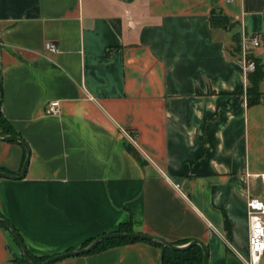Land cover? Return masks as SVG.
<instances>
[{"label": "crops", "instance_id": "1", "mask_svg": "<svg viewBox=\"0 0 264 264\" xmlns=\"http://www.w3.org/2000/svg\"><path fill=\"white\" fill-rule=\"evenodd\" d=\"M214 9L237 27L214 29ZM259 72L264 0H0L1 116L30 151L23 178H0V217L33 264L127 225L197 241L208 264H249L248 202L264 195ZM26 159L0 140V172L19 176ZM0 264H27L3 224ZM52 264L163 262L136 241Z\"/></svg>", "mask_w": 264, "mask_h": 264}, {"label": "trees", "instance_id": "2", "mask_svg": "<svg viewBox=\"0 0 264 264\" xmlns=\"http://www.w3.org/2000/svg\"><path fill=\"white\" fill-rule=\"evenodd\" d=\"M210 22H211V25L214 29H217V28L227 29L228 31L235 29L238 25L237 23H233L231 21V19L224 16L222 13H218L217 11H215V9L213 10V12L210 16ZM227 51L232 56H239L241 54V36L239 33H236L233 36L232 45ZM247 60L250 61V59H247ZM257 67H258V65L256 62V69H257ZM263 77H264L263 72H259V73H256L255 78H252V79L257 81ZM252 94H254V96H253V98L249 99V101H248L249 107L255 106V105L259 104V102H260L259 93L254 91V92H252ZM0 136H2V137H9V136L18 137L17 133L14 131V129L11 127V125L6 123V121L2 118V116H0ZM0 218H2V217H0ZM118 233H133V232L131 231L130 226L127 225V226L121 227V229ZM94 240H91V241L85 243L82 248L89 246ZM136 241H142V240L119 239V240L105 241L101 245H99L95 250H93L91 253L103 251L105 249H108V248L116 246V245L130 243V242H136ZM144 242L153 244V245H155L161 249L163 264H203V262H204V250H203L202 246H200V245L192 246L186 251H174V250H171L167 247L161 246V245L153 243V242H148V241H144ZM172 244H174V243H172ZM174 245H177V244H174Z\"/></svg>", "mask_w": 264, "mask_h": 264}, {"label": "water", "instance_id": "3", "mask_svg": "<svg viewBox=\"0 0 264 264\" xmlns=\"http://www.w3.org/2000/svg\"><path fill=\"white\" fill-rule=\"evenodd\" d=\"M0 116H1V103H0ZM0 140H4V141H8V142H20L27 148V159L25 161L21 175L16 176V175H12L9 173L0 172V178L14 179V180L23 178L26 174V170L28 168L29 158H30V151H29L26 143L22 139H20L19 137H16V136H9V137H4V138L0 137ZM0 224H3L4 226H6L10 230V232L12 233L13 237L17 240V242L19 243V245L21 247L22 254H23L24 259L27 262V264H33L31 259H30L29 254L27 252L26 247L24 246L22 240L20 239V237H19L17 231L14 229V227L7 220H5L3 218H0ZM119 239H132V240H142V241L153 242V243L167 247V248L174 250V251H186L192 246L201 245L197 241H193L185 247H180V246L174 245L172 243H169L165 240L158 239V238L148 236V235H142V234H137V233H114V234H108V235L100 236V237L96 238L89 246H87L85 248L50 258L46 262H44L43 264H52L54 262L60 261V260L65 259V258L86 255V254L91 253L93 250H95L99 245H101L105 241L119 240ZM201 246L204 250V262H203V264H208V259H209L208 252L203 245H201Z\"/></svg>", "mask_w": 264, "mask_h": 264}, {"label": "built area", "instance_id": "4", "mask_svg": "<svg viewBox=\"0 0 264 264\" xmlns=\"http://www.w3.org/2000/svg\"><path fill=\"white\" fill-rule=\"evenodd\" d=\"M251 42L255 46L260 45V37L254 36ZM46 49L51 53H56L58 47L54 43H47ZM246 70L253 72L256 70V64L253 61H247ZM60 113V102L53 101L49 104L47 114L57 117ZM264 185V174L260 175ZM248 214L250 220V236H249V264H261L264 258V195L262 197L251 198L248 202Z\"/></svg>", "mask_w": 264, "mask_h": 264}]
</instances>
